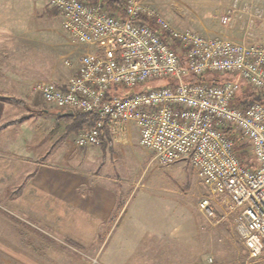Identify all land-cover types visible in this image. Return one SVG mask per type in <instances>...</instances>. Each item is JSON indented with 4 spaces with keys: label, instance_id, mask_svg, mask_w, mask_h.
<instances>
[{
    "label": "built area",
    "instance_id": "obj_1",
    "mask_svg": "<svg viewBox=\"0 0 264 264\" xmlns=\"http://www.w3.org/2000/svg\"><path fill=\"white\" fill-rule=\"evenodd\" d=\"M237 1L223 24L232 22ZM47 2L73 42L96 48L77 63L64 61L76 69L66 83L43 81L35 88L50 108L96 115L95 125L78 133L76 145H100L105 132L118 137L135 124L140 145L159 165L189 162L229 212L238 213L236 230L248 253L244 264H264V102L245 107L237 101L239 82L211 78L237 76L264 97V44L176 30L146 0H124L125 16L105 0ZM191 75L206 79L187 80ZM158 80L167 83L125 90ZM241 141L250 146L248 163L236 148ZM199 209L216 217L207 197Z\"/></svg>",
    "mask_w": 264,
    "mask_h": 264
},
{
    "label": "crops",
    "instance_id": "obj_2",
    "mask_svg": "<svg viewBox=\"0 0 264 264\" xmlns=\"http://www.w3.org/2000/svg\"><path fill=\"white\" fill-rule=\"evenodd\" d=\"M1 19L0 153L31 167L22 183L13 186V203L15 211L19 205L28 207L24 212L29 221L45 224V229L32 231L35 242H29L28 264H52L44 255L51 246L57 253L72 255L90 249L99 254L101 264H177L181 251L175 247L180 248L181 239L151 228L134 210L150 196L143 173L132 168L128 157L133 142L140 145L139 133L134 138L127 133L129 127L118 137L105 132L100 145L81 148L75 144L78 132L72 127L76 111L66 114L67 110L50 108L44 101H25L19 104L25 111L13 116V96L4 94L15 90L7 86L22 91L33 77L64 84L76 69L54 61L47 52L38 61L28 46L36 42L28 30L8 28ZM7 55L12 65L6 64ZM149 154L154 161L153 152ZM20 238L14 252L28 253ZM186 241L192 243L191 238Z\"/></svg>",
    "mask_w": 264,
    "mask_h": 264
},
{
    "label": "rangeland",
    "instance_id": "obj_3",
    "mask_svg": "<svg viewBox=\"0 0 264 264\" xmlns=\"http://www.w3.org/2000/svg\"><path fill=\"white\" fill-rule=\"evenodd\" d=\"M235 1L237 0H146L176 30L188 29L210 37L221 36L246 43L264 44V0H238L237 12L232 22L223 24V15ZM0 8V18L6 23V27L27 29L28 36L36 41L30 42L28 46L31 55L38 61L42 62L41 53L43 52V54L47 52L48 55H52L54 61L57 60L63 64L66 59L77 61L86 52L83 45L73 42L69 37L62 27L59 12L51 7L47 0H0ZM40 43L52 49L45 50ZM55 54L57 56H54ZM8 57L7 55L6 64L12 65ZM8 72L13 73L9 70ZM45 79L35 77L27 79V84L22 91L7 86L6 89L15 90L4 94L13 96L10 101L13 102L14 117L25 111V107L22 108L19 105L21 102L43 101L41 94L35 88L40 82L48 81ZM166 83L167 80H158L125 90L133 92ZM127 131L134 138L138 135V129L133 123L129 125ZM8 134L13 135L11 131ZM245 151L244 159L252 160L250 146L247 143ZM128 153L131 155L128 157L132 168L138 173H143L146 190L150 194L140 205L135 206L137 217L141 216L151 228L158 227V232L165 233L166 237L181 239L180 248L175 247L176 252L181 251V258L179 254L175 259L177 264L179 262L182 264H244L248 253L236 230L238 213L229 212L223 197L214 194L199 179L196 170L189 162L183 161L164 166L159 165L155 160L151 162L150 150L140 146L138 140L128 148ZM1 154L0 264H28L29 242L30 240L35 242L34 237L30 238L32 231L37 228L45 229V224L29 221L27 218L30 215L24 212L28 209L24 206L25 204L19 205L15 211L13 186L22 183L31 167ZM206 197L211 200L215 218L207 217L199 209L200 200ZM22 218L24 221L21 220ZM19 238L20 242H23V249H28V253L14 252V246L18 244ZM190 238L192 243L188 244L186 239ZM45 250L49 251L44 255L49 262L52 261V264H70L68 262L101 264L99 254L89 252L90 249H80L74 255L57 253L56 246L45 248Z\"/></svg>",
    "mask_w": 264,
    "mask_h": 264
},
{
    "label": "trees",
    "instance_id": "obj_4",
    "mask_svg": "<svg viewBox=\"0 0 264 264\" xmlns=\"http://www.w3.org/2000/svg\"><path fill=\"white\" fill-rule=\"evenodd\" d=\"M105 4L109 7L111 11H116L121 16H125L124 13V0H105ZM140 20L146 21L150 26L157 29V26L155 25L154 21L151 19H148L144 16L140 17ZM162 37L166 39V33H162ZM171 46L173 49L177 51V53L182 57L184 52L179 48L178 43L173 41L171 42ZM214 81H224V80H235L240 83L241 90L237 96V101L239 104L243 106H247L253 102L259 101L264 102V97L257 93L256 91L252 90L242 79H240L237 76L234 75H226L225 77H211ZM206 78L197 77L194 75H191L187 78L189 81H202ZM77 119L73 122L72 127L75 129L76 132H80L83 130H89L95 125L96 122V115L92 112H83V111H76ZM10 125V124H7ZM246 143L248 142H239V144L236 146L237 150L240 152V154L243 157H246ZM249 161L246 160V163Z\"/></svg>",
    "mask_w": 264,
    "mask_h": 264
},
{
    "label": "water",
    "instance_id": "obj_5",
    "mask_svg": "<svg viewBox=\"0 0 264 264\" xmlns=\"http://www.w3.org/2000/svg\"><path fill=\"white\" fill-rule=\"evenodd\" d=\"M74 113V111L72 110V109H68L67 111H66V114H73Z\"/></svg>",
    "mask_w": 264,
    "mask_h": 264
}]
</instances>
